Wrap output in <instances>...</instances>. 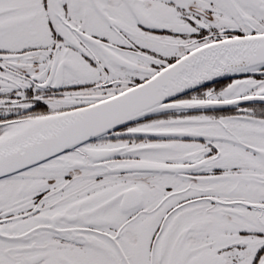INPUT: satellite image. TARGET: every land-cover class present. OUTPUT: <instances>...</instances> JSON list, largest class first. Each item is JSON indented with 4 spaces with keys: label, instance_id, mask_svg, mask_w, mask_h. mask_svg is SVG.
Masks as SVG:
<instances>
[{
    "label": "snow or ice",
    "instance_id": "obj_1",
    "mask_svg": "<svg viewBox=\"0 0 264 264\" xmlns=\"http://www.w3.org/2000/svg\"><path fill=\"white\" fill-rule=\"evenodd\" d=\"M0 264H264V0H0Z\"/></svg>",
    "mask_w": 264,
    "mask_h": 264
}]
</instances>
